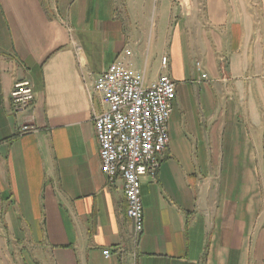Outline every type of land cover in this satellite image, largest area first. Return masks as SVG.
<instances>
[{
	"label": "crops",
	"instance_id": "obj_1",
	"mask_svg": "<svg viewBox=\"0 0 264 264\" xmlns=\"http://www.w3.org/2000/svg\"><path fill=\"white\" fill-rule=\"evenodd\" d=\"M116 60L176 84L137 243L93 126ZM0 264H264V0H0Z\"/></svg>",
	"mask_w": 264,
	"mask_h": 264
},
{
	"label": "built area",
	"instance_id": "obj_2",
	"mask_svg": "<svg viewBox=\"0 0 264 264\" xmlns=\"http://www.w3.org/2000/svg\"><path fill=\"white\" fill-rule=\"evenodd\" d=\"M196 67L200 69L199 62ZM201 78H206V74L202 73ZM93 89L105 105L93 117L100 169L109 182L115 178L122 180L126 216L132 222V239L137 243L143 230L141 178H155L168 146V123L176 84L168 75L146 84L143 74L116 60L96 76ZM33 99L30 80L13 84L10 100L14 110L27 109ZM29 130H32L30 126L21 127V132ZM105 256H109L108 251Z\"/></svg>",
	"mask_w": 264,
	"mask_h": 264
}]
</instances>
